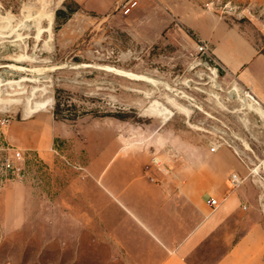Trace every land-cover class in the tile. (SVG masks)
I'll return each mask as SVG.
<instances>
[{
    "label": "rangeland",
    "instance_id": "374dc122",
    "mask_svg": "<svg viewBox=\"0 0 264 264\" xmlns=\"http://www.w3.org/2000/svg\"><path fill=\"white\" fill-rule=\"evenodd\" d=\"M256 3L214 11L264 51ZM210 56L190 30L138 43L70 0H0V264H132L112 185L136 168L145 179L154 150L171 156L170 178L176 154L232 152L264 229V107ZM115 142L130 161L116 171ZM9 147L23 153L21 179L1 169Z\"/></svg>",
    "mask_w": 264,
    "mask_h": 264
},
{
    "label": "crops",
    "instance_id": "0c3cea01",
    "mask_svg": "<svg viewBox=\"0 0 264 264\" xmlns=\"http://www.w3.org/2000/svg\"><path fill=\"white\" fill-rule=\"evenodd\" d=\"M70 1L85 13L120 21L121 29L138 43H154L167 31L190 30L196 42L208 43L224 73L264 105V51L241 25L229 24L215 13L217 0H130L126 5L123 0ZM32 139L28 144L36 142ZM117 144L111 147L115 171L117 165L130 162L116 157ZM154 153L160 152L154 150L149 160ZM160 154L170 167L167 173L151 168L142 179L136 168L112 185L114 201L122 209V251L132 264H264L260 219L246 193L228 183L237 168L233 153L209 148L187 160L176 154L182 164L175 178L169 177L171 156ZM209 197L217 200L215 208L207 203Z\"/></svg>",
    "mask_w": 264,
    "mask_h": 264
},
{
    "label": "built area",
    "instance_id": "2783aa9c",
    "mask_svg": "<svg viewBox=\"0 0 264 264\" xmlns=\"http://www.w3.org/2000/svg\"><path fill=\"white\" fill-rule=\"evenodd\" d=\"M130 0H123L122 5H126ZM130 8L127 7L126 10ZM196 47L202 53H205L207 56L211 57L210 48L206 41L196 42ZM241 93L246 98L252 100L255 99L258 103L259 101L254 97L251 91L248 88L241 87ZM254 101V100H253ZM220 145L211 146L210 150L213 151L218 148ZM235 154H238L236 150H233ZM23 153L14 147H9L3 159L1 161V169L6 175H10L12 178L21 179L23 175ZM151 168L161 171L162 173H167L170 170V167L167 165L166 161L162 158L160 153H154L150 159L149 165L146 167V172H149ZM151 181L158 182L154 177L148 175ZM244 177H242L237 171H232L228 176V183L231 188H237L242 184ZM207 203L215 208L217 205V200L213 197L207 199Z\"/></svg>",
    "mask_w": 264,
    "mask_h": 264
},
{
    "label": "bare ground",
    "instance_id": "6f19581e",
    "mask_svg": "<svg viewBox=\"0 0 264 264\" xmlns=\"http://www.w3.org/2000/svg\"><path fill=\"white\" fill-rule=\"evenodd\" d=\"M125 75H127V76H133V77H138V75H135V74H132V73H129V72H126V73H124ZM141 76V75H140ZM142 77H145V76H142ZM140 78V77H139ZM146 81H149V80H146ZM20 82V81H19ZM250 100V99H249ZM254 100V101H253ZM250 101H252V102H254L255 104H256V106H260V104L255 100V99H252V100H250ZM256 111L257 112H259L262 116H264V109H262V108H256Z\"/></svg>",
    "mask_w": 264,
    "mask_h": 264
}]
</instances>
